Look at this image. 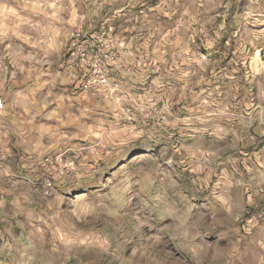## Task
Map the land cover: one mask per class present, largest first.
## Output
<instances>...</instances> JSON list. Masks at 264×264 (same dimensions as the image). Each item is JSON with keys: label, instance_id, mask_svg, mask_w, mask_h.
<instances>
[{"label": "clouds", "instance_id": "9594fccd", "mask_svg": "<svg viewBox=\"0 0 264 264\" xmlns=\"http://www.w3.org/2000/svg\"><path fill=\"white\" fill-rule=\"evenodd\" d=\"M0 264H264V0H0Z\"/></svg>", "mask_w": 264, "mask_h": 264}]
</instances>
